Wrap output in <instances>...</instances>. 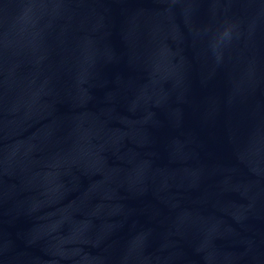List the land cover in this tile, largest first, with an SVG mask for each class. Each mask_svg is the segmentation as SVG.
I'll use <instances>...</instances> for the list:
<instances>
[{"label":"water","instance_id":"1","mask_svg":"<svg viewBox=\"0 0 264 264\" xmlns=\"http://www.w3.org/2000/svg\"><path fill=\"white\" fill-rule=\"evenodd\" d=\"M0 264H264V0H0Z\"/></svg>","mask_w":264,"mask_h":264}]
</instances>
